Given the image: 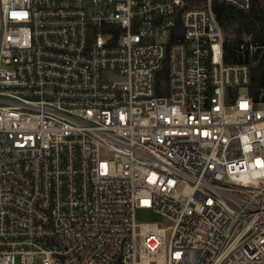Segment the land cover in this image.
<instances>
[{
  "label": "built area",
  "instance_id": "obj_1",
  "mask_svg": "<svg viewBox=\"0 0 264 264\" xmlns=\"http://www.w3.org/2000/svg\"><path fill=\"white\" fill-rule=\"evenodd\" d=\"M215 1L0 0V264H264V44Z\"/></svg>",
  "mask_w": 264,
  "mask_h": 264
},
{
  "label": "trees",
  "instance_id": "obj_2",
  "mask_svg": "<svg viewBox=\"0 0 264 264\" xmlns=\"http://www.w3.org/2000/svg\"><path fill=\"white\" fill-rule=\"evenodd\" d=\"M213 10L225 31L224 51L228 62L255 60L258 56H250L248 50L241 51L244 36L264 44V0H252L251 8L244 12L218 2L213 3ZM264 89V51L259 62L251 68L249 93L258 98Z\"/></svg>",
  "mask_w": 264,
  "mask_h": 264
},
{
  "label": "rangeland",
  "instance_id": "obj_3",
  "mask_svg": "<svg viewBox=\"0 0 264 264\" xmlns=\"http://www.w3.org/2000/svg\"><path fill=\"white\" fill-rule=\"evenodd\" d=\"M242 92H244V89H242ZM137 219L139 221H158L161 224H169L168 221L164 219L161 215L141 210L137 212Z\"/></svg>",
  "mask_w": 264,
  "mask_h": 264
}]
</instances>
